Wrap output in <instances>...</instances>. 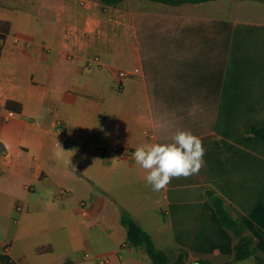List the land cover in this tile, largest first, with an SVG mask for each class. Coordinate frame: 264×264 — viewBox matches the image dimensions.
I'll return each mask as SVG.
<instances>
[{"label": "crops", "instance_id": "obj_1", "mask_svg": "<svg viewBox=\"0 0 264 264\" xmlns=\"http://www.w3.org/2000/svg\"><path fill=\"white\" fill-rule=\"evenodd\" d=\"M237 1L0 0V254L151 264L128 243L123 208L186 264H257L229 262L236 238L206 195L264 256V18L234 17ZM176 128L201 139L204 163L155 192L133 152Z\"/></svg>", "mask_w": 264, "mask_h": 264}, {"label": "trees", "instance_id": "obj_2", "mask_svg": "<svg viewBox=\"0 0 264 264\" xmlns=\"http://www.w3.org/2000/svg\"><path fill=\"white\" fill-rule=\"evenodd\" d=\"M104 5L115 6L124 0H99ZM153 2L164 3L167 5H181L184 3H199L205 0H149ZM10 24L8 21L0 20V55L2 52L4 41L9 34ZM5 108L11 110L15 113H20L22 110V105L18 102L7 100L5 103ZM206 195L211 201L214 210L217 215L218 224L229 231L232 232L236 238V242L233 247L232 259L230 263H235L242 261L247 258H254L257 264H264V256L258 254L254 239L251 235L246 233L243 224L233 218L227 211L224 201L221 197L216 196L212 191L207 190ZM120 223L126 229V237L128 243L137 249H143L150 259L151 264H186L188 261L187 252L184 249H178V253L175 251H164L158 249L151 236L142 229V227L130 216V214L125 210H120ZM40 249H38V252ZM0 262L2 264H17L11 257L1 253ZM197 264H211L208 261L202 260L198 261Z\"/></svg>", "mask_w": 264, "mask_h": 264}, {"label": "clouds", "instance_id": "obj_3", "mask_svg": "<svg viewBox=\"0 0 264 264\" xmlns=\"http://www.w3.org/2000/svg\"><path fill=\"white\" fill-rule=\"evenodd\" d=\"M194 112H190V115ZM169 128L167 123L159 125ZM61 152V149L57 143ZM204 148L201 139L191 131L176 128L168 142H146L138 145L133 152L134 162L144 170V180L155 192L166 189L173 178L189 177L198 174L203 166Z\"/></svg>", "mask_w": 264, "mask_h": 264}, {"label": "rangeland", "instance_id": "obj_4", "mask_svg": "<svg viewBox=\"0 0 264 264\" xmlns=\"http://www.w3.org/2000/svg\"><path fill=\"white\" fill-rule=\"evenodd\" d=\"M233 9L231 13L234 17L264 18V0H238Z\"/></svg>", "mask_w": 264, "mask_h": 264}, {"label": "built area", "instance_id": "obj_5", "mask_svg": "<svg viewBox=\"0 0 264 264\" xmlns=\"http://www.w3.org/2000/svg\"><path fill=\"white\" fill-rule=\"evenodd\" d=\"M119 75H120L121 77H124V76H125V74H124L123 72H120ZM20 208H21V206H20V205H17V206L15 207V210H16V211H19ZM78 210H79L81 216L86 217V216L88 215L87 207H86V203H85V201L81 200V201L78 203ZM104 262H105V261H100L101 264H104Z\"/></svg>", "mask_w": 264, "mask_h": 264}]
</instances>
